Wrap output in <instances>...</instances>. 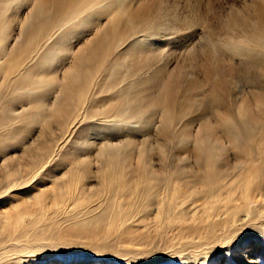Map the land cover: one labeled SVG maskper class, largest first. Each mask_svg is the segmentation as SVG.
Masks as SVG:
<instances>
[{"label":"bare ground","instance_id":"bare-ground-1","mask_svg":"<svg viewBox=\"0 0 264 264\" xmlns=\"http://www.w3.org/2000/svg\"><path fill=\"white\" fill-rule=\"evenodd\" d=\"M202 3L0 0V264H264V0Z\"/></svg>","mask_w":264,"mask_h":264},{"label":"rangeland","instance_id":"rangeland-1","mask_svg":"<svg viewBox=\"0 0 264 264\" xmlns=\"http://www.w3.org/2000/svg\"><path fill=\"white\" fill-rule=\"evenodd\" d=\"M113 1H116V0H113ZM168 0H166V2H167ZM203 1V11H205V12H207L208 13V17H209V20H210V22H212L211 24L214 26V27H216V25H217V22H215L214 20H213V15L215 14V13H219V12H222L223 14H226V13H228L229 12V9H230V4H232L233 3V1H235V0H202ZM209 6H208V5ZM208 8H211V10H210V12H208L209 10H208ZM104 9V8H103ZM101 10V8H95V11H93V12H87V13H85V14H83V16H82V18L81 19H79V20H77V21H75L73 24H72V30H73V32L71 33L70 32V37H69V39H68V42L69 43H74V44H78V43H82L83 41H85V39H89V38H91L92 36H93V34H94V31H95V29H96V27L99 25H102L103 23H104V21L106 20L105 18H106V13H104L105 11V9L104 10ZM213 10V13H211V11ZM96 12H102L103 13V15L101 16V20L103 21V23H101L100 24V22L98 21L96 24H94L93 26H92V29H91V31L89 32V33H86V32H82L80 29H81V26H82V21H84L86 18L87 19H91L92 17H94V16H92V17H89V15L90 14H95ZM105 14V15H104ZM210 14V15H209ZM212 15V16H211ZM208 26V25H207ZM206 25H205V28H202L201 29V32H200V36L202 37L203 35H206V33H207V31H208V29L206 28L207 27ZM218 30V29H217ZM217 30H215L214 32H216ZM203 31V32H202ZM205 32V33H204ZM218 32H219V30H218ZM187 35H189L188 34V32H187V34L185 35H183V36H187ZM206 49H209V47H205ZM224 48H226L225 46H224ZM226 50V49H225ZM226 56H227V60H231V61H233L235 64H240V66L242 65L241 63H243L241 60V58H232V56L230 55V54H227L226 53ZM242 84L243 82H241V80L240 81H238V84ZM239 84V85H240ZM248 90L249 89H247V92H248ZM157 127H158V124L157 125H155L154 126V131H153V135H152V140L153 141H155V139H157V135H156V131H157ZM34 129H32V133L31 134H29L27 137H25L24 138V142L23 143H25L27 140H32V139H34V138H36V137H38V134H39V132L42 130V128H40V126H35V127H33ZM155 136V137H154ZM23 146H24V144H22V145H18V147H16L15 148V150H17L16 151V153L15 154H17V155H20L21 153H22V150H23Z\"/></svg>","mask_w":264,"mask_h":264},{"label":"snow or ice","instance_id":"snow-or-ice-1","mask_svg":"<svg viewBox=\"0 0 264 264\" xmlns=\"http://www.w3.org/2000/svg\"><path fill=\"white\" fill-rule=\"evenodd\" d=\"M100 7H103V5H100ZM103 15V13H99L96 16L92 17L91 19H85L84 21H82V26H81V31L82 32H86L89 33L92 29V26L94 24H96L98 21L99 22H103L101 20V16Z\"/></svg>","mask_w":264,"mask_h":264}]
</instances>
